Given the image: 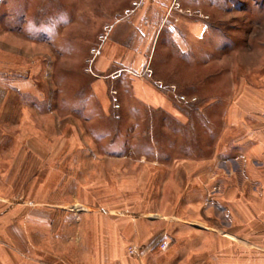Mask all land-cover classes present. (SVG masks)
Here are the masks:
<instances>
[{"label": "rangeland", "instance_id": "1", "mask_svg": "<svg viewBox=\"0 0 264 264\" xmlns=\"http://www.w3.org/2000/svg\"><path fill=\"white\" fill-rule=\"evenodd\" d=\"M109 24L151 51L145 68L177 86L165 90L189 129L178 133L162 113L122 99L115 115L101 110L86 59ZM245 97L259 101L247 120L264 121V0H0V197L48 213L53 233L67 212L130 214L148 206L140 197L156 195L164 176L156 162L185 157L188 133L210 154L220 135L242 132L226 115ZM50 159H58L55 173ZM54 248L73 250L59 239Z\"/></svg>", "mask_w": 264, "mask_h": 264}, {"label": "crops", "instance_id": "2", "mask_svg": "<svg viewBox=\"0 0 264 264\" xmlns=\"http://www.w3.org/2000/svg\"><path fill=\"white\" fill-rule=\"evenodd\" d=\"M118 30L112 28L95 70L100 75L126 70L117 79L92 82L101 110L116 114L110 93L115 88L118 102L162 113L164 124L173 122L178 133L182 125L189 129L191 119L181 103L154 78L141 75L151 51L139 50L129 42L131 33ZM241 100L231 105L226 124L237 123L242 132L231 139L220 135L210 154L193 148L188 133V146L181 149L185 157L156 162L164 172L156 195L140 197L136 202L148 206L132 207L130 214L98 206L67 212L53 233L48 213H38L36 206L5 205L7 199L0 197V264H264V121L259 114L253 116L255 124L247 120L250 105L259 101ZM57 160L50 159L54 168L46 169L56 171ZM53 176L43 183L46 188L55 184ZM142 181L148 188V180ZM58 239L73 250L57 253Z\"/></svg>", "mask_w": 264, "mask_h": 264}, {"label": "built area", "instance_id": "3", "mask_svg": "<svg viewBox=\"0 0 264 264\" xmlns=\"http://www.w3.org/2000/svg\"><path fill=\"white\" fill-rule=\"evenodd\" d=\"M134 5H138V3L136 2V3H134ZM131 12H132V9H127V13H131ZM112 28H113V26L110 25V24L109 25H106L104 27V32L100 34L99 41L97 42L96 45H94L91 48L90 55L86 59V63H87L86 71L89 72V73H91L95 77H101L102 76V75H100V74H98L96 72V70H95V63H96V59L98 58V56L102 52L103 45H104L105 41L107 40V38H108V36H109ZM124 70H126V69L120 68V69H117L116 71L111 72L109 75H104L103 77H111L113 79H117V78L120 77L121 72L124 71ZM152 74H153L152 70L150 68H147L145 70V72L142 73L141 75H147V76H149V77L152 78ZM154 82H155V84L157 86H159L161 89H164V90L165 89H170V90L173 89V91H174L175 89H177V86L176 85H174V84H168V85H166L162 80H154ZM110 93H111L112 99L114 101V106L116 108L120 107V104L117 101V94H118L117 89L111 88L110 89ZM176 96L179 97L180 100H182V101H189V99L185 95H182V94L179 95V94H177ZM191 100L193 101V100H195V98H192ZM162 246H164L163 243L161 244V247ZM134 251L135 250L133 248L130 250V252H132V253Z\"/></svg>", "mask_w": 264, "mask_h": 264}]
</instances>
